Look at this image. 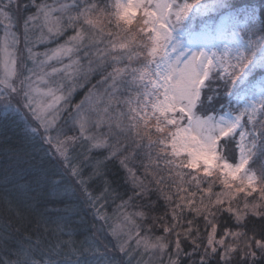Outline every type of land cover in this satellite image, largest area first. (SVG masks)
Instances as JSON below:
<instances>
[{
  "label": "snow or ice",
  "instance_id": "6c2138e0",
  "mask_svg": "<svg viewBox=\"0 0 264 264\" xmlns=\"http://www.w3.org/2000/svg\"><path fill=\"white\" fill-rule=\"evenodd\" d=\"M230 7L0 0V115L26 129L23 145L8 148L24 181L3 178L0 218L7 230L11 217L31 216L57 238L26 237L12 264H124L95 243L113 216L116 250L135 264H264V102L217 119L206 83L218 72L234 85L255 52L217 60L172 40L194 8ZM248 46L264 50V36Z\"/></svg>",
  "mask_w": 264,
  "mask_h": 264
},
{
  "label": "rangeland",
  "instance_id": "374dc122",
  "mask_svg": "<svg viewBox=\"0 0 264 264\" xmlns=\"http://www.w3.org/2000/svg\"><path fill=\"white\" fill-rule=\"evenodd\" d=\"M188 2L195 3V0H188ZM223 11L225 9L203 12L194 8L181 25L172 32V40L180 46L182 51L204 52L209 58L215 54L217 60L223 57L234 62V57L241 52L249 56L253 51L255 52L253 63L234 85H226L224 80L218 79L220 74L218 72L213 73V79L210 81L222 84L220 90L221 93L224 90L222 106L226 109L224 112L210 115H214L217 119L220 116L230 119L236 114L231 110H239L246 105H255L259 109L264 102V75L260 76V73H264V50L256 46L250 49L248 46L250 38L258 41L261 36H264V31L255 24L247 11H230L225 16H221ZM229 14L230 18H226ZM252 31L257 33L255 37L251 36ZM2 35L3 31L0 29V36ZM171 55L175 58V54ZM230 111L231 115H229ZM260 164L261 158H257L253 167L258 168Z\"/></svg>",
  "mask_w": 264,
  "mask_h": 264
},
{
  "label": "trees",
  "instance_id": "16d2710c",
  "mask_svg": "<svg viewBox=\"0 0 264 264\" xmlns=\"http://www.w3.org/2000/svg\"><path fill=\"white\" fill-rule=\"evenodd\" d=\"M27 2V0H24ZM226 3L230 4V8H226L220 15L225 16L230 11H247L249 12L250 9H255L256 14L254 17L251 16L255 24L259 25L260 29L264 31V0H225ZM26 14V13H25ZM54 46V45H51ZM41 49L43 46H40ZM264 75V73H260V76ZM210 83L212 88L215 89V95L213 96L212 103L208 105L210 111L208 114H218L221 112L226 111L225 108L222 106L223 101V92L221 93V86L222 84L219 82ZM221 93V94H220ZM83 98V93L80 92L77 96L73 97L74 102H78L80 99ZM207 103V101H206ZM26 134L25 124L24 121L19 119H8L4 118L0 115V197L3 196L4 187H3V178L9 177L15 178L19 182L23 183L24 177L16 176L15 174V165L12 162L11 155L8 151L9 146H22L24 143V136ZM113 179L117 181V184H114V187H117V190L123 194L124 187L123 185V173L122 170L119 169L118 165L113 168L112 173ZM11 188V185L8 186ZM127 197L125 196V199ZM120 201L117 200L116 204H119ZM114 205H110L108 208L109 215H113L114 212ZM134 209L129 208V211H133ZM3 216V201L0 199V217ZM88 221L92 220V217L89 215L87 217ZM119 220L116 216H113V219L109 221L108 225L104 226V230L99 232L98 237L95 240L96 245L101 249V251L106 252L109 257L112 259L122 261L124 264H135L136 257L133 255L131 260H128L123 254L119 253L116 250L115 239L109 234L111 231V227H114ZM4 218H0V264H12V261L16 260V250L20 245L27 244L29 241L26 237H31L32 242L36 240L39 236L44 243H56L57 238L53 236H45L43 233L42 228H38L35 224V219L31 216L27 217L26 220L20 221L17 220L15 217H11V226L7 230L3 229ZM100 222H97L99 226ZM19 231H16V229ZM87 233L83 231H79L76 233L74 239L79 244L80 241L84 239V236ZM107 245V247H105ZM133 247H135L133 242ZM60 264H69V262L64 261L62 258Z\"/></svg>",
  "mask_w": 264,
  "mask_h": 264
}]
</instances>
